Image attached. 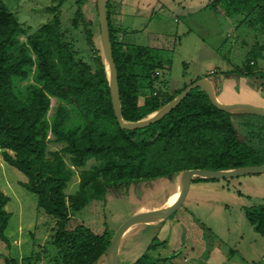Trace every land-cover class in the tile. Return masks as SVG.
Listing matches in <instances>:
<instances>
[{
  "label": "trees",
  "instance_id": "1",
  "mask_svg": "<svg viewBox=\"0 0 264 264\" xmlns=\"http://www.w3.org/2000/svg\"><path fill=\"white\" fill-rule=\"evenodd\" d=\"M88 3L76 1L73 25L77 27L81 18L92 36ZM223 3L231 17L250 13L259 5L255 0ZM94 4L99 18L97 0ZM109 7L107 1L122 116L127 122H137L188 85L173 93L165 88L167 82L158 86L160 70L166 67L163 51L116 42ZM249 55L252 58L241 68V76L259 73L256 61L264 55L258 47ZM228 75L207 76L217 95ZM238 116L241 114L218 109L206 90L196 87L164 118L144 128L123 129L114 112L104 59H99L95 69L85 64L58 17L30 34L0 0V149L4 160L27 177L24 186L38 196L39 208L56 220L53 244L62 264H97L111 244L115 232L109 227L100 234L82 223L70 227L71 218L91 200L123 198L137 186L161 178L172 180L182 170L264 164V148L242 138L234 120ZM56 144L60 148L52 149ZM90 159L98 164L87 169ZM75 168L81 169L78 188L69 193ZM208 180L199 176L189 179L195 183ZM8 201L0 188V239L5 242L11 218L6 210ZM245 214L264 237V206L246 209ZM154 244L149 248H156ZM135 264L148 263L140 259Z\"/></svg>",
  "mask_w": 264,
  "mask_h": 264
},
{
  "label": "rangeland",
  "instance_id": "2",
  "mask_svg": "<svg viewBox=\"0 0 264 264\" xmlns=\"http://www.w3.org/2000/svg\"><path fill=\"white\" fill-rule=\"evenodd\" d=\"M77 0H4L30 33H35L54 18H60L74 40L78 57L95 69L100 58L107 63L102 47L99 18L94 0H89L87 17L91 33L81 18L74 27ZM111 27L116 42L141 45L163 51L164 70L157 85L175 92L198 78L228 75L223 100L241 103L255 101L250 94L264 97V59L256 62L257 76H241V68L258 47L264 55V0L250 13L231 17L223 0H107ZM216 3V4H214ZM170 66V71L166 68ZM245 79V80H244ZM251 83L244 88L241 82ZM223 83V82H222ZM253 83V84H252ZM250 90V91H247ZM149 90L147 91V93ZM242 92V93H241ZM144 97L140 98L142 104ZM257 107H261L252 104ZM235 124L242 138L264 148V117L238 113ZM263 120H260V119ZM252 124L249 128L246 124ZM60 145L52 146L59 149ZM0 149V187L7 190L11 211L8 246L3 243L0 264H62L53 244L56 220L38 206V196L28 190L27 177L9 165ZM14 155V152L10 151ZM98 164L90 159L85 168ZM68 166L73 168L71 163ZM69 193L77 190L81 169H76ZM189 181L183 204L168 219L157 225L138 224L124 235L120 264H251L264 261V237L254 230L246 209L264 206V173L233 178ZM179 193L177 179H156L137 186L129 196L91 200L70 220V227L84 224L95 233L105 227L114 232L131 217L164 207L167 196ZM173 198V197H172ZM156 237V239H154ZM155 240V241H153ZM152 242L156 248L150 249ZM164 242V243H163ZM158 244V245H156ZM5 245V246H4ZM7 246V247H6ZM219 252L220 260H213ZM100 264H107L104 257Z\"/></svg>",
  "mask_w": 264,
  "mask_h": 264
},
{
  "label": "water",
  "instance_id": "3",
  "mask_svg": "<svg viewBox=\"0 0 264 264\" xmlns=\"http://www.w3.org/2000/svg\"><path fill=\"white\" fill-rule=\"evenodd\" d=\"M98 7V16L100 23V32H101V40L102 47L106 57L107 63L106 71L108 76V81L111 88V97L112 104L114 108V112L116 118L123 129L127 130H136L139 128H144L152 123L156 122L164 118L167 114H169L174 108L180 104V102L196 87H201L206 90L209 95L212 103L218 109L230 112L232 114L238 113H248L255 114L264 117V108L257 107L248 103H234V104H226L222 103L218 98L215 92L214 86L211 83L209 77H203L198 79L191 84H189L184 90H182L173 100L164 105L157 112L156 116L153 118H144L137 122H127L123 119L122 110H121V101H120V89L118 82V71L117 66L114 61L113 49L111 43L110 36V27H109V17L107 10V0H97ZM254 173H264V164H255V165H246L240 168L229 169V170H208V169H189L182 170L177 175V184L179 186V193L176 201L171 205L161 210H154L142 214L135 215L129 218L118 230L115 232V235L109 245L106 252V262L107 264H120L119 263V245L121 243L124 235L138 224H146V225H157L164 222L168 219L179 207L183 204L189 179L191 177L199 176L208 179H224V178H233L239 177L242 175H249Z\"/></svg>",
  "mask_w": 264,
  "mask_h": 264
},
{
  "label": "crops",
  "instance_id": "4",
  "mask_svg": "<svg viewBox=\"0 0 264 264\" xmlns=\"http://www.w3.org/2000/svg\"><path fill=\"white\" fill-rule=\"evenodd\" d=\"M209 1V0H208ZM197 2H198V4L200 5V6H202V5H204L205 4V2H201L200 0H197ZM203 78V77H202ZM201 79V78H200ZM245 80V79H244ZM229 81L230 80H228V78H225V79H223V83H221V90H220V93L217 95V98L222 102V103H226V104H234V101L233 102H231V101H225V100H223V99H221L220 98V95H224V92H226V89H225V87H227V85L229 84ZM249 86H251V83L250 82H248L247 83ZM246 84V82H241V86L244 88V86L245 85H247ZM253 84V83H252ZM247 91H250V90H247ZM242 93V92H241ZM251 96V98H253L255 101H251V100H248V99H246L245 101H243V102H241V103H248V104H255V105H258V106H261L262 108H264V97H260V96H258V95H256V94H250ZM174 179H177V176L174 178ZM172 181H173V179H172ZM195 184V183H194ZM2 190H3V192L9 197V195H8V192H7V190H5L3 187H0ZM188 190V189H187ZM175 193H171V194H169L168 196H167V199H166V202H165V205H164V207H162V208H160V209H164V208H166V207H168V206H170L171 204H169V202L172 200V197H173V195H174ZM10 202V201H9ZM6 210H7V212H9L10 214H11V211L10 210H8V207H6ZM12 214H11V218H10V220L12 219ZM10 222V221H9ZM9 224L10 223H8V227H7V229L5 230V235H6V237L8 238V242H9V240H10V234L9 233H7V230H9ZM133 228V227H132ZM132 228L131 229H129V231H131L132 230ZM128 232V231H127ZM124 238L125 237H123L122 238V240H121V243H120V245H119V250H118V253H119V263H120V260H121V244L123 243V240H124ZM8 242H5V241H3V240H1L0 239V253L2 254L3 253V250H4V248H3V246H2V244L3 243H7V244H5V245H7L8 246ZM4 245V246H5ZM6 246V247H7ZM215 257H212V259L215 261V260H220V256H219V252L217 253V252H215ZM101 261H102V259L97 263V264H100L101 263Z\"/></svg>",
  "mask_w": 264,
  "mask_h": 264
},
{
  "label": "bare ground",
  "instance_id": "5",
  "mask_svg": "<svg viewBox=\"0 0 264 264\" xmlns=\"http://www.w3.org/2000/svg\"><path fill=\"white\" fill-rule=\"evenodd\" d=\"M156 114H157V112H154V113L150 114L147 118H153L154 116H156ZM177 197H178V192H176V193L173 195V198H172V200L169 202V204H171L172 202L174 203V202L176 201ZM173 203H172V204H173ZM172 204H171V205H172ZM171 205H170V206H171Z\"/></svg>",
  "mask_w": 264,
  "mask_h": 264
}]
</instances>
